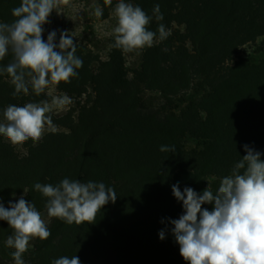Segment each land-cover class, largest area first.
<instances>
[{"label": "rangeland", "instance_id": "obj_1", "mask_svg": "<svg viewBox=\"0 0 264 264\" xmlns=\"http://www.w3.org/2000/svg\"><path fill=\"white\" fill-rule=\"evenodd\" d=\"M118 2L104 6L101 0H70L69 5L57 9L61 13L53 10L48 22L42 25L45 41L49 32L55 31L54 43L58 44L61 33H65L76 44L75 55L82 59L83 66L69 83L50 85L40 96L30 90L28 95L21 93L14 97L10 77L0 74V122H4L3 111L9 105L51 103L53 97L64 95L72 100L65 109L50 113L56 130H46L35 144L29 139L14 149L0 135V187L9 194V199L0 194V203L9 208V202L15 203L23 195L49 227L54 219L63 220L51 218L48 222L47 198L34 189L35 183L55 186L67 177L81 183L103 182L117 193L115 202L104 205L94 223L63 221L46 243V250L37 251L32 257L30 253L44 240H31L28 251L23 254L25 264H39L42 259L50 264L62 256H77L81 264H188L180 255L179 244L171 231L174 225L170 221L184 213L182 201L174 197L172 186L178 183L182 192L190 187L198 195L207 188L215 194L223 178L197 176L188 168L180 169L183 161L179 155L187 160L186 165L183 163L187 166L195 156L192 148L198 141L190 133L179 136V130L164 126L166 117L157 112L163 102L161 93L143 90L138 72L147 47L130 53L120 50L125 67L123 84L116 87L105 83L108 62L116 51L112 45L117 25L114 9ZM125 2L135 6L133 0ZM20 3L21 0H0V23L17 19L12 9ZM96 6L103 10L99 18L94 14ZM173 26L184 30L183 25L174 23ZM263 41L264 35H259L245 43L240 55L255 61L264 58ZM186 44L192 48L190 41ZM2 61L0 68L13 62L11 50ZM135 84L142 91L137 103L129 107ZM100 85L105 86L100 89ZM167 119L175 121L173 117ZM172 135L185 146L184 151L174 143L167 145L165 140ZM162 145L174 146L176 150L162 152ZM262 150L264 154V146ZM167 180L171 183L165 184ZM212 208L213 204H202V209L211 211ZM3 223L4 220H0V264H14L11 255L1 251ZM161 230L165 233L162 240L159 238ZM13 232L12 229L10 235Z\"/></svg>", "mask_w": 264, "mask_h": 264}, {"label": "clouds", "instance_id": "obj_2", "mask_svg": "<svg viewBox=\"0 0 264 264\" xmlns=\"http://www.w3.org/2000/svg\"><path fill=\"white\" fill-rule=\"evenodd\" d=\"M70 0H21L12 9V23H0V60L11 50L13 62L0 68V74H7L14 86L12 96L31 93L40 96L51 85L69 83L78 76L77 69L83 61L75 55L76 44L71 37L61 33L59 43H54L56 32H49L47 41L42 39V25L48 22L53 10L69 5ZM110 6L112 0H103ZM156 21L163 20L160 5L153 7ZM117 25L113 30L116 49L130 53L150 48L156 41H163L171 35L163 23L156 32L148 30L152 17L139 6L119 0L114 9ZM97 18L103 15L101 7H95ZM158 34V35H157ZM58 49V50H57ZM69 96L53 97L51 103L29 102L24 106L9 105L3 111L4 122H0V135L6 138L14 149L29 139L39 142L45 131L55 132L50 113L63 110L70 105ZM246 155L235 164L232 174L221 179L215 194L205 189L197 194L190 187L183 192L178 183L172 186V193L182 201L184 213L171 220L179 253L188 264H264V160L261 153L243 146ZM174 146L162 145L160 151L175 152ZM243 169V174L240 170ZM34 189L47 198L46 210L49 218H58L67 224L94 223L101 208L115 202L117 193L103 182L62 179L57 185H33ZM24 194H27L26 190ZM5 208L0 203V220L8 222L14 230L8 236L5 246L14 249L10 253L14 264H25L23 254L28 251L29 242L39 238L46 240L51 232L48 223L32 203L23 195ZM213 204L211 211L202 209V204ZM163 230L159 238L164 239ZM51 264H81L77 256H62Z\"/></svg>", "mask_w": 264, "mask_h": 264}, {"label": "trees", "instance_id": "obj_3", "mask_svg": "<svg viewBox=\"0 0 264 264\" xmlns=\"http://www.w3.org/2000/svg\"><path fill=\"white\" fill-rule=\"evenodd\" d=\"M133 1L135 6L152 17L148 30L156 32L158 24L163 23L171 32L165 40L146 49L138 74L143 90L161 93L163 102L157 112L166 117L164 126L179 130V136L190 133L198 141L192 148L195 156L187 166V160L179 155L183 161L180 169L188 168L197 176L231 175L235 164L246 155L244 145L259 151L262 160L264 58L255 61L242 56L240 48L264 35V0ZM156 4L160 5L162 21H156L153 16ZM174 23L183 25L184 30L174 27ZM187 40L192 43V48L186 44ZM2 62L0 60V64ZM108 64L105 83L120 87L125 74L120 49L114 51ZM102 85L100 89L105 86ZM141 91L138 84L132 86L129 107L137 103ZM177 108L180 109L178 113L175 112ZM168 117L175 118V121L169 122L171 119ZM165 141L167 145L174 143L180 150H185L173 135L167 136ZM243 171L241 169L240 174ZM164 183L171 182L167 180ZM0 194L9 199L8 190L0 187ZM62 222L52 221L48 227L50 237L38 244L30 257L37 251L46 250V243ZM11 230L8 222L4 221L1 251L5 255L14 251L5 246ZM44 261L42 259L38 263L45 264Z\"/></svg>", "mask_w": 264, "mask_h": 264}]
</instances>
